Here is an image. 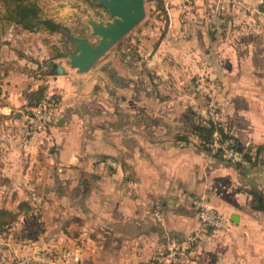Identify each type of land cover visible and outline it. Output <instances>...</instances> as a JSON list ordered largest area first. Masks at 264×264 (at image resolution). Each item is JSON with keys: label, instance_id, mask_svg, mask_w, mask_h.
<instances>
[{"label": "crops", "instance_id": "0c3cea01", "mask_svg": "<svg viewBox=\"0 0 264 264\" xmlns=\"http://www.w3.org/2000/svg\"><path fill=\"white\" fill-rule=\"evenodd\" d=\"M184 14L169 13L149 58L122 50L87 72L47 49L33 63L10 49L9 131L0 138L9 188L0 192L14 213L22 202L32 207L12 225L34 244L31 264H148L171 239L201 229L187 264H264V28L254 32L260 43L211 44L188 16L180 22ZM27 67L41 70L32 77ZM41 86L59 119L31 139L25 92ZM211 109L248 154L242 163L206 149L194 132ZM199 198L224 227H202Z\"/></svg>", "mask_w": 264, "mask_h": 264}, {"label": "rangeland", "instance_id": "374dc122", "mask_svg": "<svg viewBox=\"0 0 264 264\" xmlns=\"http://www.w3.org/2000/svg\"><path fill=\"white\" fill-rule=\"evenodd\" d=\"M31 1H36L42 18L52 19L62 24L68 28V33H50L42 29L40 32L45 33L39 32V34L38 31H34L32 34L28 30L23 31L21 27L0 19V138L9 131V109H5L9 107V103L6 102L9 96V69H15L9 61L10 49L16 51L20 58H26L32 63L35 62L37 52L41 51L42 54L46 49L53 56L69 59L68 53L74 45L68 41L67 35L87 37L91 30L87 19L91 16L103 17L105 14L108 17L107 10L99 5L97 0ZM145 7L146 17L114 45L106 53L107 55H103V58L118 57L122 50L128 52L131 59L142 53L145 59L149 58L151 50L161 41V36L164 37L170 29L169 13L172 10L181 14L185 13L183 16L180 15V22L188 16L186 22H189V27L196 26L202 29L208 39L207 42L211 44L214 40L222 44L238 41L240 43L241 40L251 41V36L254 42H261L260 36L254 35V32H260V34L263 32L264 0H146ZM42 41L45 46L43 49H38L42 48ZM89 41L96 44L98 38H89ZM21 42L25 44L22 47L19 45ZM127 48L131 51H127ZM39 69L41 70L39 67L36 69L27 67V73L34 77L36 74L32 73ZM18 70L21 71V68ZM26 112L25 110L24 113ZM2 147L3 145H0V175L3 169L1 162L5 161L8 155L4 153L5 149L2 150ZM5 187L9 188V180L0 177V188L4 190ZM9 196V192H0V207L4 209L9 207ZM12 225L14 226L15 222ZM11 226L0 230V264H15L25 257L27 246L34 248L33 243L24 242L18 236L20 235L18 232L21 233L23 228L22 224L17 231L12 230L16 226Z\"/></svg>", "mask_w": 264, "mask_h": 264}, {"label": "built area", "instance_id": "2783aa9c", "mask_svg": "<svg viewBox=\"0 0 264 264\" xmlns=\"http://www.w3.org/2000/svg\"><path fill=\"white\" fill-rule=\"evenodd\" d=\"M59 113L60 108L58 102L52 96L46 97L39 105L30 108L25 114L26 135L31 139H37L40 135L46 133L51 124L59 119ZM211 122L218 124L217 127L223 129V126L220 124L221 115L214 109L210 110L208 118L204 121V125L209 127ZM224 133L228 132L224 130ZM203 145L210 148L213 152L219 153L224 159L234 164L242 163L245 160L246 151L243 146L242 149L239 150L235 138L230 135L229 138L225 139L218 128L212 134V141L210 143L203 141ZM107 162L111 166L117 165V163L112 160H108ZM194 205L196 206L203 228L207 226L215 228L225 226L224 217L214 208L208 206L204 198L195 199ZM203 232L204 229H201L184 240L171 239L165 248H162L155 253L148 264L191 263L188 256L190 255L193 246L202 239ZM62 256L64 259L69 258L68 253H63ZM75 259L76 261L79 260L77 256H75ZM41 262L44 263L45 259L41 258ZM15 264H31V260L24 257L19 259Z\"/></svg>", "mask_w": 264, "mask_h": 264}, {"label": "water", "instance_id": "95a60500", "mask_svg": "<svg viewBox=\"0 0 264 264\" xmlns=\"http://www.w3.org/2000/svg\"><path fill=\"white\" fill-rule=\"evenodd\" d=\"M107 10L108 18L87 19L90 33L87 37L67 35L74 45L68 53L69 63L80 72L89 71L114 45L132 31L146 17V0H97ZM98 38L93 44L89 38ZM71 48V47H70ZM57 74H64L56 65Z\"/></svg>", "mask_w": 264, "mask_h": 264}, {"label": "trees", "instance_id": "16d2710c", "mask_svg": "<svg viewBox=\"0 0 264 264\" xmlns=\"http://www.w3.org/2000/svg\"><path fill=\"white\" fill-rule=\"evenodd\" d=\"M3 11V13H1ZM2 14V15H1ZM0 19L6 20L9 23L15 24L24 30L40 31L42 29L48 30L50 33L59 32L62 34L68 33V28L52 19L42 18L40 8L36 1L31 0H0ZM46 87L41 86L37 90L25 92L27 103L30 108L39 105L45 99ZM54 97V96H53ZM55 98V97H54ZM218 124L211 122V125L205 126L202 123L194 128V132L198 133L201 141L210 143L212 141V134L218 128L223 134L224 138H229L231 134L224 133V130L217 127ZM237 141L238 149H242L241 142ZM208 149L207 147H205ZM220 155V154H219ZM248 154H245V159H248ZM32 207L27 202H22L19 205V212L14 213L8 209H0V230L7 229L14 222L17 221L21 213H29Z\"/></svg>", "mask_w": 264, "mask_h": 264}]
</instances>
